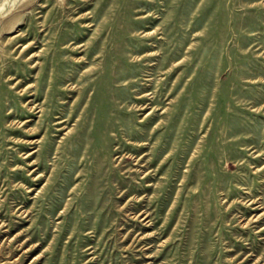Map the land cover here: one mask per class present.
Here are the masks:
<instances>
[{
    "label": "rangeland",
    "instance_id": "rangeland-1",
    "mask_svg": "<svg viewBox=\"0 0 264 264\" xmlns=\"http://www.w3.org/2000/svg\"><path fill=\"white\" fill-rule=\"evenodd\" d=\"M0 264H264V0H0Z\"/></svg>",
    "mask_w": 264,
    "mask_h": 264
},
{
    "label": "bare ground",
    "instance_id": "bare-ground-1",
    "mask_svg": "<svg viewBox=\"0 0 264 264\" xmlns=\"http://www.w3.org/2000/svg\"><path fill=\"white\" fill-rule=\"evenodd\" d=\"M70 132V131H69ZM69 132H68V134H69ZM31 173V172H30ZM42 175V174H41ZM31 190V189H30Z\"/></svg>",
    "mask_w": 264,
    "mask_h": 264
}]
</instances>
